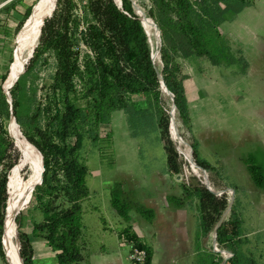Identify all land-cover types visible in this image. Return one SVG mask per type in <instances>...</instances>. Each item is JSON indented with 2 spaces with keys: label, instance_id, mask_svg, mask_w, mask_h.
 <instances>
[{
  "label": "rangeland",
  "instance_id": "374dc122",
  "mask_svg": "<svg viewBox=\"0 0 264 264\" xmlns=\"http://www.w3.org/2000/svg\"><path fill=\"white\" fill-rule=\"evenodd\" d=\"M127 1L136 16L150 17V0ZM161 3L167 13L173 14L172 2ZM36 4L37 0H0V78L7 72L9 75L16 49V32L22 27L31 5L35 10ZM82 27L80 24L79 28ZM218 29L231 53L245 59L243 70L239 64L215 65L207 56L195 55L190 47L172 55L173 63L179 65L188 109L187 122L176 113L177 128L191 146L197 143L199 157L209 167L196 162L197 169L192 167L177 143L174 141L180 154L168 142L165 119L172 105L167 92H161L157 101L153 96L131 95L132 102L142 99L145 102L140 112L142 116H137L136 122L125 110H113L98 122L95 140L88 137L66 140V144L76 142L79 145L80 154L88 166L86 185L89 197L82 204L81 220L82 264H135L134 260L142 261L143 254L133 251L131 244L120 236L121 229L127 225L142 243L152 249L151 264H221L220 255L231 257L232 252L226 244L217 243L218 248L227 251L226 254L219 255L214 251L212 237L216 223L220 219L227 220L230 211H219L216 209L218 203L213 202L207 211L201 213L197 207L198 196H189L184 187L191 190L197 187L217 197L225 196L210 189L225 188L228 197L231 196L229 190H233L235 212L239 217L236 237L242 241L241 249L257 264H264V188L253 184L243 162L255 144L264 146V0H246L237 13L220 4ZM18 36L20 39L21 33ZM67 37L71 41L69 61L77 59L79 72L84 73L82 64L91 58V53L78 42L77 33ZM37 42V55L33 58L32 54V62L28 58L23 65L31 64L23 89L28 94L29 104L23 109L27 119L35 112L38 114L19 126L22 133L34 139L38 137L35 135L38 129L48 133L53 131V115L63 110L65 98L78 106L86 103L82 96L83 85L76 75L72 89L65 91L57 86L59 62L54 49L50 43L43 45L39 39ZM155 48H161V41ZM151 49L153 54L154 49ZM155 64L159 72L161 57ZM23 66L14 74L9 89ZM48 112L52 114L48 115ZM8 121L5 120L6 128ZM192 153L195 161L193 149ZM17 158L13 147L6 163L13 165ZM175 167L178 171L174 170ZM24 168L22 175L27 177L30 169L28 166ZM115 180L124 181L127 188L135 191L138 199L154 211L152 222L133 212L130 222L116 215L109 201V188ZM202 182L206 186L203 187ZM166 196L177 197L181 205L169 204ZM21 209L20 224L16 222L17 231L30 235L34 264H59L56 251L41 236L32 234L33 223L41 220L33 197ZM216 217L219 220L207 227ZM14 243H17L15 238ZM208 253H215L217 258H210ZM0 264L8 263L0 257Z\"/></svg>",
  "mask_w": 264,
  "mask_h": 264
},
{
  "label": "trees",
  "instance_id": "16d2710c",
  "mask_svg": "<svg viewBox=\"0 0 264 264\" xmlns=\"http://www.w3.org/2000/svg\"><path fill=\"white\" fill-rule=\"evenodd\" d=\"M162 1L172 2L173 14L166 12ZM150 2L149 16L160 30L162 66L159 73L166 87L174 95V104L179 116L187 122L185 89L179 65L173 63L172 55L190 47L195 55H205L215 65L239 64L243 70L246 66L245 59L231 53L221 37L218 26L220 4L228 7L232 13H237L244 7L246 0H150ZM121 4L122 10L117 7L114 0H57L52 11L55 13L52 17L45 19L38 38L39 43L43 45L51 44L58 59L57 86L65 91L72 89L74 75H76V79L83 85L82 96L86 99L84 106H78L66 101L65 98L62 101L63 110L53 115L55 118L52 132L38 129L35 133L38 136L37 139L23 132L34 148L40 151L44 169L42 184L38 185L40 179L35 180L32 184V189L35 186L33 195L31 190L24 202V205L27 204L33 197L41 214V220L33 223L31 231L33 235L41 236L56 251L59 264H82V204L89 197V189L86 185L88 171L86 161L80 154L79 145L76 142L66 144V140L68 138L80 140L84 137L95 140V128L98 122L113 110H125L131 115L133 122H136L137 116L139 118L142 116L140 112L143 111L145 102L144 99L132 102L131 95L138 93L153 96L157 101L160 93H163L159 89L157 65L154 62L153 65V60L151 61L152 49L148 35L146 31L144 32L145 29L143 30L144 26H141L140 18L139 21L138 15L132 12L127 0H121ZM32 7L33 5L26 19L31 14ZM80 24H83L82 28H79ZM20 29L16 32L17 37ZM74 33H77L78 42L80 41L91 53V58H87L86 64H82L84 73L79 72L80 66L77 64V59L69 61L71 41L67 35ZM14 47L16 48V44ZM37 48L33 51V58L38 53ZM30 70L29 63L24 74L20 75L14 86L10 88L11 107L20 127L26 120L34 119L38 114L35 112L27 119L23 109L29 104L28 94L23 89ZM7 76L8 72L0 78V257L4 261L1 244L3 224L5 227L6 221L7 229L8 218L12 211L9 202V175L10 170L23 158L22 149L13 143L14 139L8 135L5 124V120L10 116V105L6 102L1 85ZM161 112L163 113L162 110ZM168 116L170 117L167 110L166 138L178 151L169 132L170 118L168 124L166 123ZM13 147L18 158L12 165V163H6V160L10 158V150ZM192 149L195 162L202 167H209L208 163L199 157L196 142L192 143ZM36 158L39 163V173L41 163L37 153ZM167 161L170 162L171 157L168 156ZM243 162L253 184L264 188L263 147L255 145L248 150ZM174 170L178 171L177 167ZM184 191L189 196H198L197 207L201 213L207 211L213 202L218 203L216 209L223 211L229 202L226 193L223 194L225 197H217L210 192H202L197 187L193 190L184 187ZM166 200L171 205H181L180 200L175 196H167ZM109 201L117 216L125 222L131 221L132 212L147 221L152 220L154 216L153 211L141 203L136 193L127 188L122 180L112 182L109 188ZM235 204L236 198L230 209V217L223 220L216 229L218 245L226 244L232 252L231 257L223 264H257L253 258L242 251V241L236 237L239 217L235 212ZM20 211L16 217L18 224H20ZM218 220L219 217L214 218L207 227H212ZM17 235L22 264H34L30 235L20 230L17 231ZM120 236L131 244L133 251L143 254V260H134L135 264H151L152 249L142 243L130 225L121 229ZM8 251L12 256L11 251L9 249ZM218 254L220 255L219 252ZM208 256L217 258L215 253H208ZM220 258L224 259L221 255ZM7 260L8 264H12L10 255L7 256Z\"/></svg>",
  "mask_w": 264,
  "mask_h": 264
},
{
  "label": "bare ground",
  "instance_id": "6f19581e",
  "mask_svg": "<svg viewBox=\"0 0 264 264\" xmlns=\"http://www.w3.org/2000/svg\"><path fill=\"white\" fill-rule=\"evenodd\" d=\"M56 4H57V0H37L35 10H34V6L32 7V12L30 16L27 18V20L25 21L24 32H22L23 28L20 29L21 37L20 39H19V36L17 37L16 49L14 52V59L10 67V72H9L7 79L4 81L2 85L3 89L6 92L10 93L8 84H11L13 82L14 74L18 70H20V68L25 64V62L29 60L28 56L32 48L36 45V43H38L37 40L40 35L41 27L44 24L46 17L49 16L50 13L55 8ZM140 20L148 35V40L151 44V47L154 49L153 54H152V60L155 63V61H157L160 56V49L158 50L157 48H155L156 45L159 43L157 27L155 26L154 21H152L150 17L144 16L140 18ZM18 39H19V44H18ZM13 85L14 84H12V87ZM162 91L167 92L164 88L162 89ZM169 115H170L169 132H171V139L177 143L179 150L184 152L186 157L189 159L188 161L190 165L197 169V166L192 162V158L190 159L188 155L187 146L189 147V143L181 136L178 130L179 128H177L176 111L173 106L170 110ZM16 124L12 120L9 119L7 128L10 134L12 135V138L13 139L15 138L14 140L15 145L16 146L18 145L22 148L23 158L21 162L12 169L11 176L9 179V185H8L9 186V202L11 203L12 211L8 218L7 229H6V221H5L3 244H4L6 255L7 256L10 255V257H12V264H21L19 257H18V252H17V243H14L16 217H17L19 210H22L21 208L23 207L26 198L29 197L30 195L29 193H31V190H32V184L35 182V180L38 181L40 179L38 185L41 184L42 177H43L42 176L43 167H42V161H41L40 155L34 148L33 144L27 141V139H25V136L23 135V133L20 132L19 126L17 127ZM189 151L191 155L190 147H189ZM36 153L41 163L39 173H38L39 163L36 158ZM25 166H28L30 169L29 175L27 177H24L22 175V170ZM35 175L36 177L34 178ZM202 183L204 185V182ZM226 191L227 190H224V193ZM229 191L231 192V196L229 197V201H230L234 199V192L231 189ZM7 248L11 251L12 256ZM214 250L221 254H226L227 252L226 250H222L218 248V245L215 240H214ZM7 252L9 253V255Z\"/></svg>",
  "mask_w": 264,
  "mask_h": 264
},
{
  "label": "water",
  "instance_id": "95a60500",
  "mask_svg": "<svg viewBox=\"0 0 264 264\" xmlns=\"http://www.w3.org/2000/svg\"><path fill=\"white\" fill-rule=\"evenodd\" d=\"M114 2H115V4L117 5V7L120 8V9L122 10L121 0H114ZM57 6H58V5H57ZM133 8H134V7H133ZM56 9H57V7H56ZM56 9H55V11H56ZM133 10H134V12H135V9H133ZM54 13H55V12H54ZM54 13L50 14L49 16H47L46 19L52 17V16L54 15ZM135 13H136V12H135ZM138 20H139V17H138ZM151 20L154 21L152 18H151ZM139 21H140V20H139ZM154 23H155V22H154ZM140 24H141V26L143 27V24H142L141 21H140ZM24 26H25V23H23L22 27H24ZM155 26L157 27V30H158L159 46H160V41H161V39H160V30H159V27H158V25H157L156 23H155ZM143 30H144V27H143ZM144 32H145V30H144ZM35 47H36V45L32 48V50H31V52H30L28 58H31V56H32V54H33V51H34ZM150 57H151V55H150ZM159 59H160V57H159ZM151 61H152V59H151ZM152 63H153V61H152ZM153 65H154V63H153ZM25 70H26V66H23V68H22L20 74L17 76V78H18L23 72H25ZM157 78H158L159 83H160V85H159L160 92H161L162 89L164 88V89L169 93V96H170V103H171V105L174 107L176 113L178 114V110H177V108H176V106H175V104H174V98H173L174 95H173V93H172V92L166 87V85H165V83H164V80H163V78H162V76H161V74H160L159 72L157 73ZM16 80H17V79H16ZM14 84H15V83H14ZM13 86H14V85H13ZM1 88H2V92L5 94L6 102L10 105V116H9V119L12 120V121L16 124V123H17V122H16V118H15V116H14V114H13V110H12V107H11V102H12L11 95H10V93L6 92V91L3 89V86H1ZM168 121H169V116H168V118H167V122H166L167 124H168ZM167 124H166V126H167ZM16 125H17V127L19 126L18 123H17ZM19 128H20V127H19ZM6 129H7L8 135L12 138V135H11L10 132L8 131V128H6ZM20 132H21V130H20ZM21 133H22V132H21ZM25 139H26V137H25ZM27 141H28V140H27ZM13 143H14V141H13ZM189 147H190V150H191V158H192L193 153H192V146H191L190 143H189ZM35 149L38 151V153H39L40 156H41L42 167H43V159H42V155H41L40 151H39L36 147H35ZM192 162L195 164V161L193 160V158H192ZM195 165H196V164H195ZM42 169H43V168H42ZM42 176L44 177V169H43V174H42ZM43 177H42L41 184H42V182H43ZM210 190L213 191V192H215V193L219 192V194L223 195V194H224V190H225V188H217V189H210ZM232 204H233V199L230 200V201L228 202V205H227V207H226V213H228V212L230 211ZM2 222H3V219H2ZM221 222H222V220L220 219V220L216 223L215 227L213 228L212 237L214 238L215 241H216V229H217V227L220 225ZM3 237H4V224H3V234H2V238H1V244H2V250H3V253H4V257H5V259L7 260V256H6V252H5V248H4V244H3ZM15 239H16V241H17V252H18V257H19V260H20V262H21V264H22V259H21V257L19 256V240H18V235H17V226L15 227ZM216 243H217V242H216ZM214 251H215V250H214ZM215 252H216V251H215ZM230 256H231V255H230ZM228 258H229V256H226L224 259H222L221 264H223ZM7 263H8V260H7Z\"/></svg>",
  "mask_w": 264,
  "mask_h": 264
},
{
  "label": "crops",
  "instance_id": "0c3cea01",
  "mask_svg": "<svg viewBox=\"0 0 264 264\" xmlns=\"http://www.w3.org/2000/svg\"><path fill=\"white\" fill-rule=\"evenodd\" d=\"M255 145H261V144H255ZM254 145V146H255ZM262 146V145H261ZM263 147V149H264V146H262ZM252 149V148H251ZM135 192V191H134ZM136 196H137V194H136ZM138 197V196H137ZM167 197V196H166ZM139 200V199H138ZM140 201V200H139ZM167 201V200H166ZM141 202V201H140ZM141 203H143V202H141ZM144 204V203H143ZM145 205V204H144ZM146 206V205H145ZM147 207V206H146ZM147 208H149V207H147ZM150 209V208H149ZM152 210V209H151ZM153 211V210H152ZM153 213H154V211H153ZM137 214V213H136ZM117 215V214H116ZM141 217V216H140ZM154 217H155V213H154V216H153V218H152V220H150V221H148V222H152L153 221V219H154ZM142 218V217H141ZM131 219H132V215H131ZM142 219H144V218H142ZM145 220V219H144ZM147 221V220H146ZM33 247V246H32ZM33 250H34V247H33ZM152 260V259H151Z\"/></svg>",
  "mask_w": 264,
  "mask_h": 264
},
{
  "label": "built area",
  "instance_id": "2783aa9c",
  "mask_svg": "<svg viewBox=\"0 0 264 264\" xmlns=\"http://www.w3.org/2000/svg\"><path fill=\"white\" fill-rule=\"evenodd\" d=\"M140 253V252H139Z\"/></svg>",
  "mask_w": 264,
  "mask_h": 264
}]
</instances>
